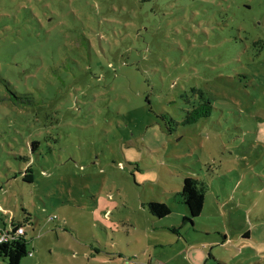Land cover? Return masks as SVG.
Wrapping results in <instances>:
<instances>
[{
  "label": "rangeland",
  "instance_id": "1",
  "mask_svg": "<svg viewBox=\"0 0 264 264\" xmlns=\"http://www.w3.org/2000/svg\"><path fill=\"white\" fill-rule=\"evenodd\" d=\"M200 96L210 117L184 125ZM184 178L208 191L179 237ZM15 226L21 264H187V246L264 264V0H0V230Z\"/></svg>",
  "mask_w": 264,
  "mask_h": 264
},
{
  "label": "trees",
  "instance_id": "2",
  "mask_svg": "<svg viewBox=\"0 0 264 264\" xmlns=\"http://www.w3.org/2000/svg\"><path fill=\"white\" fill-rule=\"evenodd\" d=\"M200 99L203 101L198 106H193V109L188 112L187 118L183 122L184 125L195 124L201 119L210 117L213 110L212 104L204 96H200ZM36 145H38L37 142L31 144L33 152L37 149ZM31 170L32 168L29 166L23 177V181L30 184L34 182ZM207 191V183L194 178L183 179L182 188L178 195L186 206L189 215L183 218L181 226L171 229L173 233L181 237L180 230L186 224H191L194 228L195 219L199 218L204 211ZM147 208L151 216L157 219H165L171 215V210L164 203H149ZM17 228V226L12 228L13 234L16 233ZM29 254L28 241L24 237L11 236L8 242L0 243V259L3 264H21V261Z\"/></svg>",
  "mask_w": 264,
  "mask_h": 264
},
{
  "label": "crops",
  "instance_id": "3",
  "mask_svg": "<svg viewBox=\"0 0 264 264\" xmlns=\"http://www.w3.org/2000/svg\"><path fill=\"white\" fill-rule=\"evenodd\" d=\"M185 244H187V243L185 242ZM202 244H203V248L204 249L205 248H208L209 246H211L210 243H207V242H204ZM187 247H188L187 248L188 250L186 251V261H187V264H203V262H205L206 264H208V262L204 260V255H203V253H201V250L199 251V253H197L196 255H194V256H196L199 259V261H195L194 258H193L192 252L194 250L197 251L198 248L197 247H194V246L193 247L187 246ZM209 257H212L214 260H215V258H217L215 254H213L212 256H209Z\"/></svg>",
  "mask_w": 264,
  "mask_h": 264
},
{
  "label": "built area",
  "instance_id": "4",
  "mask_svg": "<svg viewBox=\"0 0 264 264\" xmlns=\"http://www.w3.org/2000/svg\"><path fill=\"white\" fill-rule=\"evenodd\" d=\"M26 234V230L24 226H18L16 233L13 234V229L10 228L7 230H0V243L8 242L11 239V236L24 237ZM155 264H163L161 262L156 261Z\"/></svg>",
  "mask_w": 264,
  "mask_h": 264
}]
</instances>
